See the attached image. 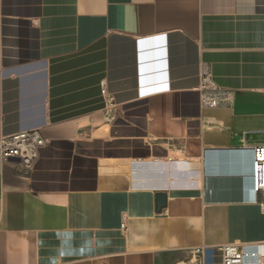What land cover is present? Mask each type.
I'll return each instance as SVG.
<instances>
[{
    "label": "crops",
    "instance_id": "obj_1",
    "mask_svg": "<svg viewBox=\"0 0 264 264\" xmlns=\"http://www.w3.org/2000/svg\"><path fill=\"white\" fill-rule=\"evenodd\" d=\"M204 70L226 106L202 105ZM35 128L30 169L0 162V264L264 251L245 141L264 132V0H0V138Z\"/></svg>",
    "mask_w": 264,
    "mask_h": 264
},
{
    "label": "built area",
    "instance_id": "obj_2",
    "mask_svg": "<svg viewBox=\"0 0 264 264\" xmlns=\"http://www.w3.org/2000/svg\"><path fill=\"white\" fill-rule=\"evenodd\" d=\"M201 103L210 107L226 106L229 94L223 92L211 80L210 73L202 72L200 85ZM105 93V89H103ZM46 140L40 129L12 133L0 138V162L10 158H18L20 164L30 169L40 156L41 149ZM252 151V188L255 200L264 192V145L251 147ZM124 225V224H123ZM255 247L242 245L236 242L225 243L220 246L222 264H264V251ZM190 253L192 258L177 264H203L204 249L193 248Z\"/></svg>",
    "mask_w": 264,
    "mask_h": 264
},
{
    "label": "water",
    "instance_id": "obj_3",
    "mask_svg": "<svg viewBox=\"0 0 264 264\" xmlns=\"http://www.w3.org/2000/svg\"><path fill=\"white\" fill-rule=\"evenodd\" d=\"M245 141L255 145H263L264 143V132H246ZM166 196L163 193H158L156 202L157 206L160 207L165 204Z\"/></svg>",
    "mask_w": 264,
    "mask_h": 264
}]
</instances>
